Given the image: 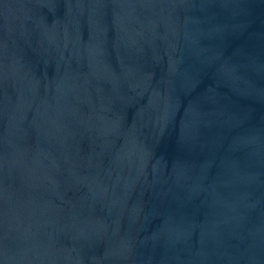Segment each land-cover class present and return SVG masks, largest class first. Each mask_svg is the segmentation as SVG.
I'll list each match as a JSON object with an SVG mask.
<instances>
[{"label": "water", "instance_id": "95a60500", "mask_svg": "<svg viewBox=\"0 0 264 264\" xmlns=\"http://www.w3.org/2000/svg\"><path fill=\"white\" fill-rule=\"evenodd\" d=\"M0 264H264V0H0Z\"/></svg>", "mask_w": 264, "mask_h": 264}]
</instances>
